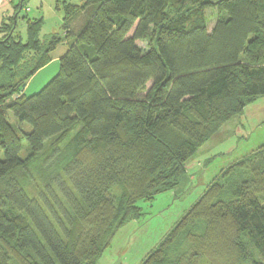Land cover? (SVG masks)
<instances>
[{
    "label": "trees",
    "instance_id": "1",
    "mask_svg": "<svg viewBox=\"0 0 264 264\" xmlns=\"http://www.w3.org/2000/svg\"><path fill=\"white\" fill-rule=\"evenodd\" d=\"M82 1L56 0L62 35L24 15L23 39L28 0L0 27V264H98L264 96V0ZM63 42L56 75L23 93ZM143 264H264V148L222 168Z\"/></svg>",
    "mask_w": 264,
    "mask_h": 264
},
{
    "label": "rangeland",
    "instance_id": "2",
    "mask_svg": "<svg viewBox=\"0 0 264 264\" xmlns=\"http://www.w3.org/2000/svg\"><path fill=\"white\" fill-rule=\"evenodd\" d=\"M21 0H18L19 3ZM72 4H80V0H70ZM83 4V1L80 5ZM27 9L20 13L17 32L26 38L27 25L22 17L27 15L30 19L43 17L44 24L39 34L41 40L52 34H63L64 12L56 10V0H28ZM13 7L0 11V27L8 18ZM209 31L214 27L218 14L215 9L205 11ZM13 16V15H12ZM11 16V17H12ZM82 19V17H81ZM82 22H75L78 30ZM67 42L59 44L52 53V58L58 57L56 67H50L42 75L44 79H37L31 83L25 94L32 95L40 91L57 73L59 60L68 51ZM56 68V69H55ZM26 87V86H25ZM8 121L16 128L30 132L28 124L20 123L12 112H7ZM52 146L51 142L46 148ZM264 148V96L246 106L244 114L225 124L207 143L199 148L197 153L187 162V174L183 182L174 190L158 195L154 200L138 203L141 209L139 219L125 224L116 234L110 248L104 253L98 264H143L147 256L155 250L173 227L183 218L187 211L196 203L204 193L207 185L218 172L238 162L259 148ZM28 145L23 140L22 157L28 151ZM4 158L0 150V159Z\"/></svg>",
    "mask_w": 264,
    "mask_h": 264
},
{
    "label": "crops",
    "instance_id": "3",
    "mask_svg": "<svg viewBox=\"0 0 264 264\" xmlns=\"http://www.w3.org/2000/svg\"><path fill=\"white\" fill-rule=\"evenodd\" d=\"M18 0H0V11H6L8 8L13 7V11H11L10 13H8V15H10L9 18H11V16L15 14V5H17ZM82 0H80V4H81ZM78 4V5H80ZM28 10V9H27ZM12 16V17H13ZM8 18V19H9ZM58 62V57L57 58H53L52 61L45 66L44 68H42L34 77H32V79H30V81L28 82V84L26 85V87H24L23 89V93H25L26 89L30 87L31 83H36L35 81L37 79H39L42 75H46V71L50 68V67H56V63ZM56 69V68H55ZM58 71V69H57ZM44 77V76H42ZM40 79H44V78H40Z\"/></svg>",
    "mask_w": 264,
    "mask_h": 264
}]
</instances>
